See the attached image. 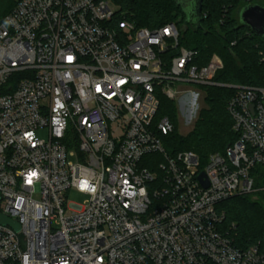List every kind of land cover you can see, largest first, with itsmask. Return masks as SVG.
Returning a JSON list of instances; mask_svg holds the SVG:
<instances>
[{
	"label": "built area",
	"instance_id": "built-area-1",
	"mask_svg": "<svg viewBox=\"0 0 264 264\" xmlns=\"http://www.w3.org/2000/svg\"><path fill=\"white\" fill-rule=\"evenodd\" d=\"M12 1L0 24V213L21 230L0 224V264H264L219 209L256 191L264 87L216 83L217 54L201 65L175 23L137 27L118 0ZM185 85L234 90L238 139L205 164L164 146L175 127L158 118L161 100L179 102ZM71 191L86 205H69Z\"/></svg>",
	"mask_w": 264,
	"mask_h": 264
},
{
	"label": "trees",
	"instance_id": "trees-1",
	"mask_svg": "<svg viewBox=\"0 0 264 264\" xmlns=\"http://www.w3.org/2000/svg\"><path fill=\"white\" fill-rule=\"evenodd\" d=\"M260 1L203 0L199 25L194 23V16H188L180 0H118V4L137 27L153 29L175 23L180 45L197 51L201 65H206L210 57L217 54L224 68L215 77L216 83L264 87V38L257 37L240 21L241 10L251 4H260ZM14 6L12 0H0V24ZM199 88L205 92L207 109L202 110L188 137L177 133L175 102L162 98L158 118H169L175 127L173 133L163 137L170 155L194 152L205 164L210 155L224 154L237 141L238 135L227 110L234 90L218 86ZM155 159L163 161L160 155ZM251 174L255 182L254 194L236 196L220 204L219 209L225 212L222 228L229 232L237 246L246 248L260 243L264 249V167L256 166Z\"/></svg>",
	"mask_w": 264,
	"mask_h": 264
},
{
	"label": "rangeland",
	"instance_id": "rangeland-1",
	"mask_svg": "<svg viewBox=\"0 0 264 264\" xmlns=\"http://www.w3.org/2000/svg\"><path fill=\"white\" fill-rule=\"evenodd\" d=\"M259 3L264 6V0H261ZM178 88L179 91L189 92L187 95L183 96V98L179 102L177 101L175 105L177 109L178 118L177 133L181 137L186 138L194 131L202 110L207 109L206 96L205 92L202 89L193 85L179 86ZM192 98L194 100V109L193 111H189V100H191ZM37 135L41 139L48 140L49 132L47 129H44L39 131ZM70 161L75 162V159L73 157H70ZM254 199L257 200L256 197H254ZM88 200L89 196L79 194L76 191H71L67 194V202L69 205L75 204L85 206ZM54 226L56 227V224H54Z\"/></svg>",
	"mask_w": 264,
	"mask_h": 264
},
{
	"label": "water",
	"instance_id": "water-1",
	"mask_svg": "<svg viewBox=\"0 0 264 264\" xmlns=\"http://www.w3.org/2000/svg\"><path fill=\"white\" fill-rule=\"evenodd\" d=\"M180 2L188 16H194V23L199 25L201 21L203 0H180ZM240 21L243 26L250 28L257 37L264 38V6L260 4H251L244 7L240 12ZM202 178L203 175L200 176V179ZM205 187H208V185L205 184ZM0 224L10 226L16 232H20L21 230V227L17 222L10 220L1 213Z\"/></svg>",
	"mask_w": 264,
	"mask_h": 264
},
{
	"label": "clouds",
	"instance_id": "clouds-1",
	"mask_svg": "<svg viewBox=\"0 0 264 264\" xmlns=\"http://www.w3.org/2000/svg\"><path fill=\"white\" fill-rule=\"evenodd\" d=\"M8 21H6V23H7Z\"/></svg>",
	"mask_w": 264,
	"mask_h": 264
}]
</instances>
